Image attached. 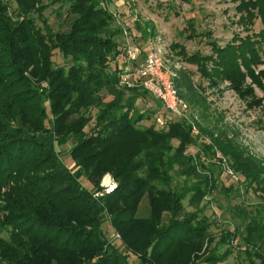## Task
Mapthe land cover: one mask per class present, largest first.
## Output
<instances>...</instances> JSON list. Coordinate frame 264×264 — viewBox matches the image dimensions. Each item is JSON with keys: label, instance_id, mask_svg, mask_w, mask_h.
Segmentation results:
<instances>
[{"label": "trees", "instance_id": "obj_1", "mask_svg": "<svg viewBox=\"0 0 264 264\" xmlns=\"http://www.w3.org/2000/svg\"><path fill=\"white\" fill-rule=\"evenodd\" d=\"M15 1L22 18L13 22L0 0V264H132L128 252L142 264H245L227 261L230 246L223 253L215 247L201 252L212 221L186 211L183 200L188 197V205L197 207L213 189L209 185L214 179L199 175L195 159L184 153L193 140L183 119L172 116L174 122L162 131L137 126L147 114L135 102L147 95L118 88L125 64L124 44L118 48L116 37L121 28L108 30L112 19L102 15V6L80 10L73 27L60 32L43 18L46 5L41 0ZM236 9V23L244 25L245 36L235 35L224 46L210 43L209 55L188 56L183 47L177 53L197 64L207 79L214 75L229 81L241 96H252L254 91L244 83L247 76L260 85L253 66L264 54V0H240ZM255 20L262 27L252 32L249 25ZM55 50L69 59L67 68L54 65ZM31 78L39 88L46 80L49 88L39 91ZM173 82L180 97L186 98L182 90L193 92L184 72ZM106 96L112 99L106 101ZM258 102L253 96L249 105ZM90 107L97 108V125L84 136ZM52 114L56 128L50 123ZM60 131L77 139L70 151L71 168L54 146ZM208 135L211 144L204 148L215 146L243 173L246 187L254 184L264 192V164L232 140ZM84 170L86 186L80 182ZM172 171L185 177L180 189L173 185ZM105 173L116 187L94 197ZM191 178L197 180L188 185ZM143 197L149 213L138 217ZM163 213L169 214L165 223ZM233 219L234 229L222 234L219 245L239 236L253 250L247 263L256 264L249 262L254 257L264 264V201L253 214L234 211ZM106 226L119 233L128 252L110 242ZM4 230L7 238L1 236Z\"/></svg>", "mask_w": 264, "mask_h": 264}, {"label": "rangeland", "instance_id": "obj_2", "mask_svg": "<svg viewBox=\"0 0 264 264\" xmlns=\"http://www.w3.org/2000/svg\"><path fill=\"white\" fill-rule=\"evenodd\" d=\"M4 2L8 16L13 22L19 21L22 16L19 14V5L16 1L4 0ZM41 2L46 5L43 10V18L53 31L60 32H67L69 28L73 27L80 10H91V5H101L106 13L102 15L112 19L111 25L107 26L108 30L121 28H119L120 34L116 36L118 48L122 44H126V39L133 47L140 45L137 47L136 62L138 64L133 65L134 67L143 62V57L150 44L161 51L167 64L171 61L180 64V71L187 75L193 87V92L190 93H185L182 90L186 97L183 98L186 104V116L184 119H180L190 125L193 140L184 153L195 159L194 163L199 175H208L214 179L213 184H210L212 186L209 185L213 189L203 197L197 207L188 205V197L183 200L185 210L195 211L199 217L205 215L209 222L212 221L208 227L209 238L205 240L201 252L215 247L218 253H223L228 248L227 246H230L233 251L227 261L248 264L247 253L253 250L249 245L243 243L239 236L235 239L232 238L229 244L223 245H219L222 244L219 239L227 229H234V211L241 209L250 214L255 213V210H258L264 201V192L256 188L254 184L246 187L245 176L239 170H235L233 161L227 155L215 146L208 150L203 145L211 144L208 134L214 136L220 134L223 138L235 142L253 160L264 164V54H261L262 61L253 66L254 72L260 76V85H256L246 76L244 85H249L254 94L241 96L233 90L229 81L213 77L212 74L210 80L207 79L200 73L197 64L186 62L177 53L179 47H183L188 56L194 53H199L202 56L209 55L212 53L210 43L224 46L235 35L245 36L244 25L236 23L240 16L236 6L240 0H41ZM79 3L82 7L78 6ZM95 8L97 7L95 6ZM34 15L36 17V14ZM36 20L37 25L40 26L39 19ZM254 22V25H249V28L252 32H257L262 26L258 20ZM142 37L147 38L146 42H143L145 40ZM125 52L124 46L123 57ZM66 59L58 50L53 52L52 60L56 67L67 68L70 62L69 59ZM208 67L212 68V65L209 64ZM120 73H118L119 89H129L130 94L139 92L147 95L138 98L135 102L136 107L147 114L144 119L136 123L137 126L151 127L156 131L167 130L168 125L175 120L172 115L162 107L156 98L147 94L146 90V92L144 91L139 81L128 80V83L121 81ZM26 75L29 77L28 74ZM31 79V82L34 83V79ZM41 84L46 86V90L49 88L46 80H43ZM34 85L39 91L45 87L39 88V85L35 83ZM253 96L259 98L257 105H249ZM111 99L112 96L105 98L106 101ZM47 103L49 105L48 99ZM88 110L91 119H88L81 130L84 136L91 134L97 125V108L90 107ZM76 117L75 115L72 119ZM54 118L55 116L52 114L50 123L56 128L57 122ZM53 127L52 130H54ZM55 134L58 140L54 143L55 149L62 162L71 168L73 161L70 151L77 139L62 131ZM172 143L176 145L177 142L173 140ZM196 152H198L197 155ZM83 173L84 176L80 178V182L86 186L89 184L88 178H86L87 171L84 170ZM171 173L174 187L177 189L183 187L185 177L176 171ZM106 177L112 178V175L105 173L101 177L100 190L92 194L94 197L101 196L95 194L102 191L104 186L102 183L104 180L106 181ZM196 180L195 178L188 179L187 184ZM92 190L93 187L90 188V191ZM148 213L147 198L143 197L138 207L137 216L146 217ZM163 214L162 222L165 223L169 214ZM262 222L264 224V219ZM106 227L109 230L107 237L110 242L123 253L128 252L120 243L119 233L112 232L109 226ZM114 234H117L118 237H113ZM1 236L7 238L8 230L2 231ZM207 240H211V242L207 243ZM128 260L132 264H142L135 255H129V252ZM249 262L258 264L259 259L253 257Z\"/></svg>", "mask_w": 264, "mask_h": 264}, {"label": "built area", "instance_id": "obj_3", "mask_svg": "<svg viewBox=\"0 0 264 264\" xmlns=\"http://www.w3.org/2000/svg\"><path fill=\"white\" fill-rule=\"evenodd\" d=\"M125 43L126 52L123 57L125 64L122 67V74L120 73L121 81L127 83L130 80L139 81L140 86L153 95L168 113L174 117L184 119L186 104L173 82L180 71V64L173 61L167 64L161 51L150 44L147 47L143 62L134 67L133 62L137 61L138 48L130 45L128 39ZM102 185H104L102 191L95 194L96 196L110 194L116 187V182L113 178H107ZM113 237H118V235L114 234Z\"/></svg>", "mask_w": 264, "mask_h": 264}]
</instances>
